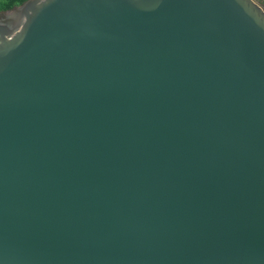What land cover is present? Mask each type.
<instances>
[{"label": "water", "instance_id": "1", "mask_svg": "<svg viewBox=\"0 0 264 264\" xmlns=\"http://www.w3.org/2000/svg\"><path fill=\"white\" fill-rule=\"evenodd\" d=\"M14 11L0 23V264H264L262 6Z\"/></svg>", "mask_w": 264, "mask_h": 264}, {"label": "trees", "instance_id": "2", "mask_svg": "<svg viewBox=\"0 0 264 264\" xmlns=\"http://www.w3.org/2000/svg\"><path fill=\"white\" fill-rule=\"evenodd\" d=\"M27 0H0V11H9L16 5H21Z\"/></svg>", "mask_w": 264, "mask_h": 264}, {"label": "rangeland", "instance_id": "3", "mask_svg": "<svg viewBox=\"0 0 264 264\" xmlns=\"http://www.w3.org/2000/svg\"><path fill=\"white\" fill-rule=\"evenodd\" d=\"M257 4H259L260 6H262V8L264 9V0H254ZM21 6H22V4L21 5H16L15 7H13L11 10H9V11H0V18H3V17H5V16H7V15H9L10 13V11H12V10H17V9H19V8H21ZM8 13V14H7ZM4 14H6V15H4ZM2 15H4V16H2Z\"/></svg>", "mask_w": 264, "mask_h": 264}, {"label": "bare ground", "instance_id": "4", "mask_svg": "<svg viewBox=\"0 0 264 264\" xmlns=\"http://www.w3.org/2000/svg\"><path fill=\"white\" fill-rule=\"evenodd\" d=\"M4 15H6V14H4ZM4 15H2V16H4ZM17 16H19L18 11L11 12L9 15H7V16H5L3 18H0V23L6 22L8 20L16 19Z\"/></svg>", "mask_w": 264, "mask_h": 264}]
</instances>
